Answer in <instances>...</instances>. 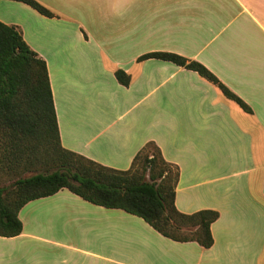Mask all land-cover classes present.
Masks as SVG:
<instances>
[{
	"label": "crops",
	"instance_id": "1",
	"mask_svg": "<svg viewBox=\"0 0 264 264\" xmlns=\"http://www.w3.org/2000/svg\"><path fill=\"white\" fill-rule=\"evenodd\" d=\"M38 1L54 16L0 0V20L47 62L63 147L126 170L154 141L180 169L178 210L219 218L204 247L63 188L21 208L0 264H264V0ZM157 51L200 62L249 110L195 70L139 60Z\"/></svg>",
	"mask_w": 264,
	"mask_h": 264
},
{
	"label": "trees",
	"instance_id": "2",
	"mask_svg": "<svg viewBox=\"0 0 264 264\" xmlns=\"http://www.w3.org/2000/svg\"><path fill=\"white\" fill-rule=\"evenodd\" d=\"M17 1L54 16L38 0ZM147 58L172 61L197 71L249 110L200 62L165 51L147 53L139 60ZM115 76L123 85L131 83V75L122 69L116 70ZM0 166L12 178L9 184L0 185L2 236L22 232L19 212L29 201L67 188L96 205L120 208L142 217L174 240L196 241L204 247L213 245L211 225L219 218V212L204 209L186 214L178 210L175 195L180 169L165 159L156 142H147L126 170L105 166L63 147L47 62L25 41L18 25L1 20Z\"/></svg>",
	"mask_w": 264,
	"mask_h": 264
},
{
	"label": "rangeland",
	"instance_id": "3",
	"mask_svg": "<svg viewBox=\"0 0 264 264\" xmlns=\"http://www.w3.org/2000/svg\"><path fill=\"white\" fill-rule=\"evenodd\" d=\"M151 150V149H150ZM7 172L5 167L1 168L0 166V185L9 184L12 180L10 174Z\"/></svg>",
	"mask_w": 264,
	"mask_h": 264
}]
</instances>
